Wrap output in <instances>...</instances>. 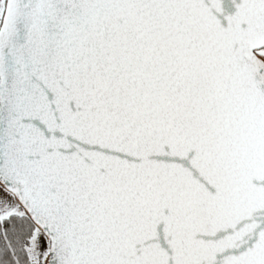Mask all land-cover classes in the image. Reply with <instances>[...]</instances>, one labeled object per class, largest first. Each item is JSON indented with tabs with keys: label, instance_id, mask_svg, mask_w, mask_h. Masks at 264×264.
Wrapping results in <instances>:
<instances>
[{
	"label": "snow or ice",
	"instance_id": "6c2138e0",
	"mask_svg": "<svg viewBox=\"0 0 264 264\" xmlns=\"http://www.w3.org/2000/svg\"><path fill=\"white\" fill-rule=\"evenodd\" d=\"M0 264H264V0H0Z\"/></svg>",
	"mask_w": 264,
	"mask_h": 264
}]
</instances>
